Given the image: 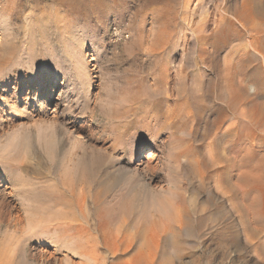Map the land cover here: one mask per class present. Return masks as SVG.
I'll return each mask as SVG.
<instances>
[{
	"label": "rangeland",
	"instance_id": "374dc122",
	"mask_svg": "<svg viewBox=\"0 0 264 264\" xmlns=\"http://www.w3.org/2000/svg\"><path fill=\"white\" fill-rule=\"evenodd\" d=\"M31 8L59 12L71 23L92 80L90 105L71 99L64 80L37 88L27 69L2 62L4 45L21 36ZM205 12L208 23L199 32ZM50 112L59 149L78 150L94 176L79 180L86 209L75 182L65 190L75 205L70 218L30 227L35 202L26 189L56 180L65 153L52 164L35 137ZM0 128L4 142L33 137V145L11 156L0 149V264H264V0H0ZM173 140L190 147L194 167L183 161L174 168ZM150 149L156 154L148 169ZM113 153L126 162L118 164ZM135 164L140 179L151 182L148 192L173 180L180 186L182 214L153 232L140 228L135 214L141 213L131 206L138 181L131 172H112ZM24 165L29 174L16 167ZM129 177L133 192L125 193ZM96 195L108 214L97 212ZM121 198L129 211L117 207ZM98 223L109 227V243L95 231ZM79 237L91 245L76 247ZM113 237L132 245L116 248Z\"/></svg>",
	"mask_w": 264,
	"mask_h": 264
},
{
	"label": "bare ground",
	"instance_id": "6f19581e",
	"mask_svg": "<svg viewBox=\"0 0 264 264\" xmlns=\"http://www.w3.org/2000/svg\"><path fill=\"white\" fill-rule=\"evenodd\" d=\"M32 8L31 10L29 9L30 11H28V14L25 17L24 22H22L23 23V26L21 28L22 32L19 30L21 32L20 33L21 36L17 39V41L14 38H11L4 45V48H3L4 50L2 54V62L4 63L5 66H8V67L17 65L20 70H22L23 68L27 69V74L30 77L31 84L36 85L37 88H39L40 85L45 80L50 81L53 78L60 80V81L64 80L65 84L68 85L69 87L68 96L71 99H74L76 97L77 99L79 100L82 99L83 101H85L87 104L90 105V102L92 100V96L90 93V90L92 87V80L87 70V65L85 63V60L82 54L81 45L77 41L78 39L76 37V34H74L73 32L71 23L64 20L63 15H61L59 12H55L53 15L45 11L37 12L35 9H32ZM55 8L56 7H54V9ZM55 10L57 11V9ZM252 13H253V9H251L250 14L252 15ZM3 14H4V17L7 18L5 19V21L7 22L8 12L4 11ZM230 22L232 23V26L235 24L232 22V20ZM207 23H208V16H207V13L205 12L201 14V16L199 17L197 21L198 31L199 32L203 31L204 28H206L205 26L207 25ZM118 33H120L119 30L117 31V35ZM66 62L68 64H66ZM236 68H237L236 65H233L232 72H234V75L237 74ZM235 79H236V88L238 89L239 88L238 77L236 76ZM220 82H221V79H220ZM106 109H108V107ZM75 114H76V111H75ZM50 115H52L50 121L48 120V122L47 121L42 122L41 125H38L37 132H35V137H37L44 143L47 153L49 155L50 162L53 164L58 154L59 153L63 154L65 151L59 149V147L61 148V145H60L61 141L57 139V129H58L57 127L58 126L56 125V117H55L56 113L50 112ZM3 130L0 128V135H2ZM81 134L82 133H78L79 136H81ZM31 135L32 134L30 133L17 134L13 138L5 142L2 141L3 139H0V149L3 151L1 153H5L6 155L11 156L12 152L17 153L21 149H28L29 147L27 146L33 145L31 143V140L33 139ZM104 146L106 147V145ZM24 147H27V148H24ZM155 147L159 148V145L156 142H155ZM138 149L139 147L136 146L134 148V151L132 150L133 156H135V153L138 151ZM170 150H171V154L169 155H170L171 161L173 162V163L171 162V164L174 166L175 169H178L183 161H186L188 163V166L194 167L193 166L194 157L190 153L191 149L189 146H184L182 143H179V142L176 143L173 140L171 141ZM155 154H156L155 150L153 152V150L150 149L146 157L148 160L146 161V163L149 162V159L153 158ZM80 155H81L80 152L74 149L70 150V152H68L67 154L65 152L64 156L61 159V166L58 171L56 180L38 189H36L35 187L26 189V191L30 193V196H32L33 198L32 201L35 202L34 204L30 206L31 208L29 210V213L31 214L30 215L31 217L29 220L30 227L36 226L38 224L37 222L38 220L57 221V220H62V219L64 220V219L70 218L69 214L72 213L70 209L72 206L74 207L75 205L73 204L72 199L67 198L65 190L67 188H71L75 182H77V186L78 184L79 186H81V184L79 183V180L82 181L81 179L85 177V175L87 174L92 175L94 173L92 171L93 168H91L90 163L84 160L85 158L81 157ZM120 155L121 154L115 155V153H113L111 157L118 164L119 163L122 164L124 163L125 160L122 159L123 155L122 156ZM16 167L20 171V173L24 174L25 173L24 171L26 170L27 174H29V169L27 165L16 166ZM146 168L148 169L150 168L149 163L146 164ZM36 171H37L36 172L37 175H39V178L43 176L44 171H41V170L40 171L36 170ZM112 172L116 173L117 175H120L121 173H124V172L126 173L131 172L130 174L134 176L133 178L138 181V185L141 188H140L139 194L135 196V199L131 206L132 208L135 209V211H137L138 213L139 212L141 213V214H135L137 216V222L140 224V228L142 229L149 228L153 232L156 229H158L160 224H164L163 222H166V220L172 219V217L174 218L177 214H180V213L182 214L181 207L180 205L177 204V201H176L177 196L179 194L180 186L177 187L178 185L174 183V180L171 182V184H169V186L160 185L159 187L161 188V190L159 189L156 192L155 191L148 192L146 191V188L151 185V182L149 181L145 182V181H142V179H140V175H139L140 171H139L138 165L135 164L132 171L125 170L124 166H119L113 169ZM133 184H134L133 181L129 177L122 186L123 191H125V193L133 192V189H132ZM79 195H80V198H79L80 208L86 209V205L88 202V196H87V190L85 189V187H82V186L79 187ZM91 198H92V203L97 209V212L99 211L98 213L100 214L109 213L110 211L109 209H105V208L98 209L100 208V204L103 201L100 195L99 196L96 195ZM47 199L49 200L48 204L41 203V200L46 201ZM117 207L125 211H129V208H130L128 200L125 198H121L118 201ZM90 223L92 222L90 221ZM95 231H99L102 233L103 242L106 243L107 242L106 233L109 232V227H107L106 224L104 223H98ZM120 231L124 232L125 227L124 226L121 227ZM131 235H130L131 237H134L133 234ZM132 239H134L135 241V238H132ZM145 242L146 241H144V244ZM110 243H112V245L116 248L119 247V249H120V246L123 247V245H125V247L127 248L131 247L132 245V242L128 243L127 245L125 241L117 240L116 237H113L112 240H110ZM94 244L97 245L96 240H94V243L92 241L93 246ZM74 245L78 248H83V247L90 246L91 242L90 240H83L82 238L79 237L78 239L74 241ZM8 255L6 257V260L9 259ZM2 259L3 260H1V263L5 261L4 258ZM7 262L8 261L4 262V264Z\"/></svg>",
	"mask_w": 264,
	"mask_h": 264
}]
</instances>
